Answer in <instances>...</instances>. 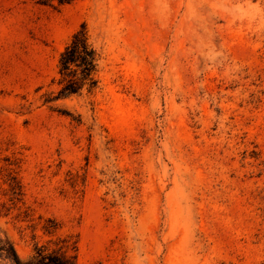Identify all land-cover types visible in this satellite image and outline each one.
<instances>
[{
  "label": "rangeland",
  "instance_id": "obj_1",
  "mask_svg": "<svg viewBox=\"0 0 264 264\" xmlns=\"http://www.w3.org/2000/svg\"><path fill=\"white\" fill-rule=\"evenodd\" d=\"M81 24L98 81L64 96ZM0 246L264 264V0H0Z\"/></svg>",
  "mask_w": 264,
  "mask_h": 264
},
{
  "label": "trees",
  "instance_id": "obj_2",
  "mask_svg": "<svg viewBox=\"0 0 264 264\" xmlns=\"http://www.w3.org/2000/svg\"><path fill=\"white\" fill-rule=\"evenodd\" d=\"M98 58L96 49L89 41L85 25L81 24L59 55L58 70L62 76L59 92L66 96L77 93L84 87L88 90L93 89L98 81L95 76ZM1 250L10 255L16 264H20L19 257L12 247L0 246V252ZM24 264H76V262L55 251L47 252L43 246H39L32 259Z\"/></svg>",
  "mask_w": 264,
  "mask_h": 264
}]
</instances>
